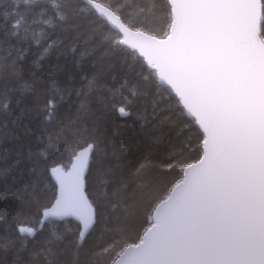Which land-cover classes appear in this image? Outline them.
Instances as JSON below:
<instances>
[{
	"label": "snow or ice",
	"instance_id": "snow-or-ice-1",
	"mask_svg": "<svg viewBox=\"0 0 264 264\" xmlns=\"http://www.w3.org/2000/svg\"><path fill=\"white\" fill-rule=\"evenodd\" d=\"M0 264H264V0H0Z\"/></svg>",
	"mask_w": 264,
	"mask_h": 264
},
{
	"label": "trees",
	"instance_id": "trees-1",
	"mask_svg": "<svg viewBox=\"0 0 264 264\" xmlns=\"http://www.w3.org/2000/svg\"><path fill=\"white\" fill-rule=\"evenodd\" d=\"M52 62L54 63H61L63 64V59L61 58V60L57 61L56 58L53 56L51 58ZM33 71L37 74H39L41 71L44 72H48V64L47 61H42L41 62V67L36 68L33 67ZM25 77L28 78V81H31V76L29 73L25 72L24 73ZM57 79L58 82L60 83V85H63L64 83V77H63V73H60L57 75ZM130 123V121L127 120V118H118L115 120V126H119V130H120V135L117 137L118 142L120 143H131L132 142V137H133V129L128 128L126 125ZM114 125L113 124H109L108 125V134H111V129ZM140 149H137L136 147H133L130 149V153H131V157L130 158H135L136 156L141 154ZM25 176L27 178V172L25 173ZM10 204L16 205V202L14 201H9Z\"/></svg>",
	"mask_w": 264,
	"mask_h": 264
}]
</instances>
